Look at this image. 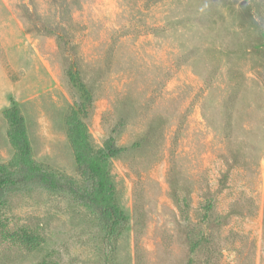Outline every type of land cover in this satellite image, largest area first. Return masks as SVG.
<instances>
[{
  "label": "rangeland",
  "instance_id": "374dc122",
  "mask_svg": "<svg viewBox=\"0 0 264 264\" xmlns=\"http://www.w3.org/2000/svg\"><path fill=\"white\" fill-rule=\"evenodd\" d=\"M12 103L65 178L4 191L0 264H264V0H0V164ZM72 108L124 148L110 236L66 182Z\"/></svg>",
  "mask_w": 264,
  "mask_h": 264
},
{
  "label": "trees",
  "instance_id": "16d2710c",
  "mask_svg": "<svg viewBox=\"0 0 264 264\" xmlns=\"http://www.w3.org/2000/svg\"><path fill=\"white\" fill-rule=\"evenodd\" d=\"M3 117L8 123L7 137L13 154L7 163L0 164V198L6 189L19 185L20 182L35 181L53 188L60 187L61 180L65 177L33 158L25 120L19 108L12 103L3 110ZM66 123L67 137L77 170L80 177L88 182L83 187H77L71 179H66L69 191L83 199L98 214L110 236L126 218L115 199V186L110 173L111 159L117 157L124 148L118 146L113 137H108L101 145H94L76 108L71 109ZM23 240L32 244L35 243V236L25 233Z\"/></svg>",
  "mask_w": 264,
  "mask_h": 264
}]
</instances>
